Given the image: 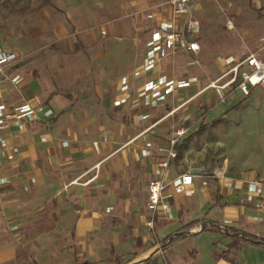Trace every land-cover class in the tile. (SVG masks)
Instances as JSON below:
<instances>
[{
  "label": "rangeland",
  "instance_id": "rangeland-1",
  "mask_svg": "<svg viewBox=\"0 0 264 264\" xmlns=\"http://www.w3.org/2000/svg\"><path fill=\"white\" fill-rule=\"evenodd\" d=\"M168 11L163 0H0V45L17 54L12 72L23 79L20 92L6 94L8 101L50 105L58 115L46 128L57 136H70L75 147L85 141H96L93 146L107 144L112 128L120 138L133 135L130 104L113 107L111 101L119 78L142 65L150 34ZM148 14L155 19H148ZM184 19L200 23L195 36L201 45L200 64L186 71L180 54L171 56L163 62L170 64L171 74L214 77L223 71L217 57L243 56L262 47L264 0H194L191 14ZM137 89L131 93L132 102L138 100ZM251 93L243 97L235 91L225 103H218L220 95L211 89L202 94L201 102L191 105L196 117L186 126L183 139L193 137L174 162L180 171L202 180H213L215 171L224 170L235 177L264 181V88ZM201 125L207 128L195 133ZM120 141L114 147H120ZM5 168L11 167L1 162L0 169ZM145 178L147 184L152 176ZM55 216L52 206L37 204L32 216L25 215L23 242H35L36 234L54 226ZM174 228L156 232L161 238ZM65 242L60 237L50 239L37 264L53 260L60 264L67 255L56 247ZM63 250L70 253L69 248ZM26 255L31 258L29 251ZM156 264L164 262L159 259Z\"/></svg>",
  "mask_w": 264,
  "mask_h": 264
},
{
  "label": "crops",
  "instance_id": "crops-1",
  "mask_svg": "<svg viewBox=\"0 0 264 264\" xmlns=\"http://www.w3.org/2000/svg\"><path fill=\"white\" fill-rule=\"evenodd\" d=\"M178 58L187 61L189 56L180 54ZM163 62L154 72L184 77L181 73L171 74L170 64ZM219 75L187 74L185 77L191 80V87L177 92L160 107L161 115L156 114L158 110L151 111L152 119L155 121L179 107ZM142 82V78L135 81L133 93L137 88L140 92ZM6 85L9 91L14 90L10 81ZM118 86L119 80L112 104L118 95ZM201 99L202 95L156 126L151 132L155 142L166 143L176 126H188L196 117L191 114V105ZM129 104L134 112L131 125L136 133H126L120 138L112 128L106 137L107 144L101 141L99 146H93L96 141H85L75 147L70 136H57L55 130L49 131L46 127L51 126L58 115L54 108L55 116L51 120L41 116L38 121L28 124L24 131L12 129L10 140L20 148V153L14 164L3 163V166L11 167L10 170H1L10 177V183L0 187V264H37L39 252L47 250L50 239L57 237L68 242L56 247L60 254L67 255L60 264H118L111 261L112 249L120 257L119 264H156L159 259L164 264H264V248L221 231H201L202 226L194 228L182 241L158 251L163 238L176 232L182 224L196 219L216 221L264 238V210L259 212L245 204L240 193L223 188L215 178H195L191 187L170 200L175 216L172 220L176 222L168 224L172 220L158 217L154 230H149L146 203L150 180L145 184V177L158 175L157 159L143 157L141 141H131L151 122L135 125L134 114L144 108L139 106L138 100L132 102L131 99L125 101L123 107L128 108ZM58 126L59 121L55 124L56 128ZM42 136L47 138L46 142L40 140ZM120 139L121 146L114 147ZM65 142L67 146H63ZM183 172L186 171H180L173 162L167 179ZM226 175L235 180L254 179L235 177L227 172ZM19 194L22 198L18 197ZM40 202L54 208L57 214L55 224L36 234L35 242L26 245L23 242L25 215L32 216ZM108 207H112L109 212ZM172 226L175 228L168 230L167 236L160 238L156 232L158 228L166 230ZM63 248H69L70 253ZM51 264L58 262L53 260Z\"/></svg>",
  "mask_w": 264,
  "mask_h": 264
},
{
  "label": "built area",
  "instance_id": "built-area-1",
  "mask_svg": "<svg viewBox=\"0 0 264 264\" xmlns=\"http://www.w3.org/2000/svg\"><path fill=\"white\" fill-rule=\"evenodd\" d=\"M168 6V14L159 19L157 27L151 32L147 48L144 54L142 65L133 70L130 75H123L119 79L118 95L113 100L114 107L123 106L124 102L131 99V93L136 80L142 78L138 97L139 106L144 111L134 114L135 125H142L144 122H151L150 126L141 129L131 140H140L142 143L143 157L157 159L156 170L158 175L151 178L148 183V198L146 209L149 212V219L146 226L149 230H154L155 221L158 217L167 220L174 219V208L170 201L174 195L183 194L187 188L195 182V174L189 171L177 174L171 179H167L169 169L173 162L177 160V145L188 132L186 125L176 126L166 143H157L152 138V130L164 119L189 104L198 96L208 90H215L219 93L218 103H225L227 97L235 91L240 92L243 97H249L252 89L264 88V32L261 37L262 47L257 52L244 54L243 56L224 55L217 57L223 71L214 80L209 82L182 102L179 107L167 112L164 116L153 120L151 111L158 110L164 106L170 98L177 92L188 89L192 83L185 76H171L164 72H154L155 68L171 56L185 54L189 59L185 63L184 69L190 70L200 64L198 55L201 52V45L195 36L200 30V23L187 18L193 8L194 0H163ZM147 18L155 19L154 15L148 14ZM228 28H233L231 21ZM17 54L0 45V163L14 164L20 153V148L10 140L11 131L15 128L24 131L28 124L38 121L41 116L46 120H51L55 116L52 107L45 106L34 101L24 103H11L8 101L6 82L10 81L14 90L20 92L23 79L19 75H14L12 66L17 63ZM149 74H152L149 76ZM42 142L47 138L42 136ZM107 140V138H106ZM67 146V143H63ZM0 169V187L10 183V177L5 175ZM214 178L223 188L236 191L241 194L245 204L252 206L255 210H264V181L259 179H239L235 180L226 175L224 170L214 172ZM35 181L32 180V183ZM107 212L112 210L108 207ZM254 219H260L255 217ZM158 250H162L158 245Z\"/></svg>",
  "mask_w": 264,
  "mask_h": 264
},
{
  "label": "trees",
  "instance_id": "trees-1",
  "mask_svg": "<svg viewBox=\"0 0 264 264\" xmlns=\"http://www.w3.org/2000/svg\"><path fill=\"white\" fill-rule=\"evenodd\" d=\"M206 128L207 125H201V127L198 128V130L195 133H201ZM192 137H193L192 135L188 136L187 138L181 140V142L177 145V153H178L177 159L180 158V156L182 155V149H184L188 145ZM199 226H202L201 231H218V232L221 231L227 235L235 237V239L237 240H241L248 244L264 248V238L262 237H258L256 235L237 230L236 228L229 227L228 225L225 224H219L216 221L196 219L189 223L182 224L181 227L176 230V232L163 238V240L161 241L163 243L161 246L162 249L168 247L169 245L182 241L191 234V231L194 228H197ZM110 254L112 256L111 261H115L119 264L120 257L115 255L114 249L111 250ZM83 264H87V263H83Z\"/></svg>",
  "mask_w": 264,
  "mask_h": 264
}]
</instances>
